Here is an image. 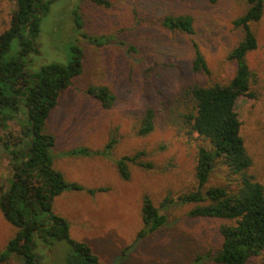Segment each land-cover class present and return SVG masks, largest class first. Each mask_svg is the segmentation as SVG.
Masks as SVG:
<instances>
[{"label":"rangeland","instance_id":"374dc122","mask_svg":"<svg viewBox=\"0 0 264 264\" xmlns=\"http://www.w3.org/2000/svg\"><path fill=\"white\" fill-rule=\"evenodd\" d=\"M110 2L104 7L91 0H53L39 21L35 41L40 53L29 57L34 72L49 63L69 62L73 45L82 49L83 62L81 74L60 92L44 124V130L54 136L50 148L53 167L68 182L83 188L62 191L53 199L52 209L66 220L69 236L86 242L102 264H217L211 257L220 243L218 222L189 216L192 205L177 199L195 184V151L202 140L188 139L170 126L164 104L187 83H223L231 78L235 64L227 55L242 37L233 21L245 11L247 2ZM76 7L82 30L107 37L104 44L93 45L79 34L73 14ZM15 9V0H0V33L9 26ZM168 13H189L194 32L184 34L163 27L160 19ZM251 29L257 44L245 58L256 77L252 85L256 96H240L236 110L252 158L251 172L264 185V12L251 23ZM192 40L201 49L208 74L191 71ZM11 48L15 54L17 39ZM88 85H105L115 95L113 104L101 106L85 93ZM147 107L155 109L154 129L140 135L136 131ZM112 138L115 144L106 155L93 153L102 151ZM83 146L93 152L69 151ZM139 150L144 151L139 160L150 161L152 167L130 162L129 178H121L114 160ZM7 166L0 148V186L8 175ZM144 194L166 221L141 236ZM15 232L16 227L0 212V250ZM67 248L64 240L50 248L39 246L40 264H64ZM2 264H20V260L12 256Z\"/></svg>","mask_w":264,"mask_h":264},{"label":"trees","instance_id":"16d2710c","mask_svg":"<svg viewBox=\"0 0 264 264\" xmlns=\"http://www.w3.org/2000/svg\"><path fill=\"white\" fill-rule=\"evenodd\" d=\"M15 1L10 24L0 33V148L9 170L0 186V212L16 227V232L0 250V264L12 256L18 257L20 264H40L43 255L39 246L50 248L63 240L68 245L64 264H102L86 242L69 236L66 220L52 209L53 199L62 191L83 186L68 182L61 171L53 167L50 148L54 145V136L44 130L46 118L57 104L60 92L83 70L82 49L73 45L69 62L49 63L34 72L29 66V57L40 53L35 41L39 21L53 0ZM91 1L104 7L111 5L110 0ZM246 2L245 11L233 21L241 29L242 37L227 55L235 64L231 78L223 83H187L164 104L165 119L170 126L188 139L202 140L195 151V184L177 199L182 204L192 205L187 212L189 216L218 222L220 243L211 257L217 264H264V185L251 172L252 158L240 133L241 122L236 110L240 96H256L252 88L256 77L245 56L256 47L251 23L261 18L264 0ZM73 14L79 34L89 43L100 46L106 42L107 37L82 30L77 7ZM160 23L171 31L194 32L189 13L165 14ZM14 39H17L18 49L11 54ZM191 47V71L208 74L209 68L198 43L192 40ZM84 91L105 108L115 99L105 85H88ZM154 118L155 109L147 107L136 132L150 133L154 129ZM114 144L112 138L102 151L93 152L84 146L69 151L106 155ZM143 154L144 151L139 150L114 160L121 178H129L130 162L152 167L150 161L139 160ZM141 219L143 229L138 234L141 236L157 230L166 221L147 194L142 196ZM257 259L260 260L254 262Z\"/></svg>","mask_w":264,"mask_h":264}]
</instances>
